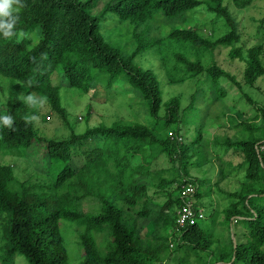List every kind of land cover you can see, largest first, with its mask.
I'll return each instance as SVG.
<instances>
[{
  "label": "trees",
  "instance_id": "obj_1",
  "mask_svg": "<svg viewBox=\"0 0 264 264\" xmlns=\"http://www.w3.org/2000/svg\"><path fill=\"white\" fill-rule=\"evenodd\" d=\"M256 1L110 0L97 16L93 10L98 0H22L25 7L15 30H23L26 38L5 39L0 34V76L5 80L0 84V116L14 119L12 129L0 124V151H29L32 156L36 146H43V154L35 165L37 175L23 182L16 179L13 166L0 164V213L7 214L0 234V264H15L18 255L29 264H70L62 221L84 228L79 233L82 256L78 264H166L171 256L170 242H174L175 251L183 252L178 264H264V102L244 95L256 106L255 117L230 122L231 129L259 131V137L214 138L217 148L240 154L238 168L245 173L240 188L227 194L232 203L224 210L227 221L242 227L239 238L234 232L236 242L232 239L229 246L217 250L200 223L205 214L202 219L197 217L194 225L181 228L177 224L183 188L192 184L193 200L200 196L199 180L189 168L195 166L189 162L194 155L188 154L192 148L202 147L201 136L186 145L180 127L186 112L194 109L196 96L190 97L188 106L182 103L183 94L164 102L159 75L136 64L137 58L151 55L164 60V51L176 44L186 53L174 54L177 65L167 70L171 83L203 78L212 84L227 80L237 88L258 90L257 83L264 78L263 45L243 53V45L237 46L242 36L234 13ZM202 6L213 15L214 24L223 22L225 35L213 39L202 35L197 25L182 27L188 13ZM108 15L132 27L135 48L131 55H124L101 33L99 17ZM156 18L160 34L155 31ZM258 30L264 36V16L258 21ZM224 50L231 62L239 59L243 63L241 74L227 70V60L222 64L217 61ZM206 54L211 57L207 64L202 61ZM191 55L196 60L192 61ZM59 69L69 88L93 96L99 89L111 91L123 78L141 94L146 105L144 120L116 122L77 134L62 105L60 89L53 83ZM29 94L37 101L44 97L46 102L29 106L25 100ZM225 94L222 91L220 96ZM44 106L50 110L45 121L57 115L71 131L68 137H41L37 120L25 123V116L39 117ZM224 128L220 127L221 132ZM78 160L81 166L74 164ZM219 174L208 192L219 188L227 177L224 170ZM86 199L99 204L98 212L83 211ZM199 209L203 208L195 204V210ZM140 219L149 221L147 226L140 224ZM99 233L109 236L107 253L98 247L95 236ZM192 257L195 263L190 262Z\"/></svg>",
  "mask_w": 264,
  "mask_h": 264
},
{
  "label": "rangeland",
  "instance_id": "obj_2",
  "mask_svg": "<svg viewBox=\"0 0 264 264\" xmlns=\"http://www.w3.org/2000/svg\"><path fill=\"white\" fill-rule=\"evenodd\" d=\"M109 1L98 0V5L93 10V14L101 16L103 7ZM234 13L237 14L239 33L242 36L241 43H238L237 46L243 45V53H246L249 48L262 44L263 51L261 57L264 61V36L259 34L258 30V21L264 16V0H258L250 7L241 11L236 9ZM102 17H99L101 33L107 41L120 49L124 55H131L135 48V43L132 37V27L129 23H119V19L115 15ZM213 19V15L209 14L205 7L202 6L194 12L188 13L187 20L185 22L181 21V23L184 28L197 25L202 30L200 32L202 35L217 39L225 35L227 29L224 28L222 21L214 24ZM155 21L157 22L154 23L156 34H160L159 18H156ZM179 52L186 53L185 48L174 44L170 49L164 51V60L159 55H151L137 58L136 64L146 69H153L159 75L163 81L164 102L168 101L172 95L183 94L185 98L182 100V103L184 106H188L191 102L190 97L196 96L194 109L186 112L185 122L180 127L186 145H190L197 137L201 136L202 147L197 146L196 148H192L188 154V156L194 155L189 162L191 164L195 163V166L191 165L189 167L190 172L199 180L200 196L194 202L204 209L205 219L200 223L214 240V249L220 250L230 245V241L235 237L233 235L234 232L238 238V234L241 232L239 231L242 228L241 226L237 228L236 224L225 219L226 214L224 210L232 203L227 194L240 188V183L244 179L245 173L243 169L241 171L238 168L242 162L240 154H236L234 149L227 151L222 146L217 148L216 143H213L214 138L227 136L232 141H235L248 140L260 136L259 131L253 134L236 127L231 129L230 122L234 118L237 123L250 121L255 117L256 106L247 102L244 95L252 97V100L258 103L264 102V78L258 81V90L247 86H244L242 89L237 88L230 85L227 80L222 81L221 84H212L209 81L205 82L202 80L203 78L197 82L187 80L183 83L173 84L168 79L167 70L173 68L176 64L174 54ZM190 58L192 61L196 60L194 55H191ZM210 60L211 57L208 54L202 57V61L205 64L211 62ZM225 60H227L225 68L227 70L231 69L232 74L239 75L243 72V63L239 59L231 62L227 50H224L217 56L219 63L222 64ZM62 72V69L56 71L53 76V83L60 89L62 105L67 109L69 123L77 134H81L87 129L97 126L110 127L116 122H141L144 120L146 105L141 98V94L131 88L123 78H120L111 91L106 92L105 89H99L93 96L69 88ZM3 79L0 76V84L5 82ZM222 91L226 92L225 97L220 96ZM49 113L50 110L47 106L42 107L40 110V116L36 121L39 136L56 137L58 139L68 137L71 131L57 115L52 114L51 120L48 121L46 119L48 122L45 121V116L47 114L50 115ZM148 121L150 122L151 118H148ZM260 121L255 122L257 126L261 125ZM222 126L225 128L221 132L220 127ZM172 128L175 129V127ZM35 153L29 156V151H0V164L13 166L16 179L23 182L37 175L35 165L39 163L43 154V146H36ZM27 154L28 156H26ZM220 156L221 158H218ZM198 162L200 166L197 165ZM74 164L81 166L82 161L78 160ZM232 165L235 166L234 170L231 168ZM220 170H224V176L227 177L221 182L219 188H214L213 192L210 193L208 192L210 184H214L220 179ZM52 174L55 175V172ZM82 209L88 213H96L100 209V206L97 202L86 199L83 202ZM6 217L7 214L0 213V234L4 233ZM139 222L147 226L149 221L140 219ZM61 223V231L63 236H65L70 254V264H78L82 256L81 247L78 245L79 233L83 232L84 228L68 221H62ZM95 239L99 249L103 253H107L110 248L109 236L105 233H99L96 234ZM174 245V242H170L169 252L171 256L166 264H178V257L183 255L182 250L175 251ZM207 261L211 262V258ZM190 262L195 263L196 258L192 257ZM15 264L29 263L24 256L18 255L16 256Z\"/></svg>",
  "mask_w": 264,
  "mask_h": 264
},
{
  "label": "clouds",
  "instance_id": "obj_3",
  "mask_svg": "<svg viewBox=\"0 0 264 264\" xmlns=\"http://www.w3.org/2000/svg\"><path fill=\"white\" fill-rule=\"evenodd\" d=\"M24 7L25 5L22 3V0H0V34H2L5 39H11L14 36L17 37V39L26 38L27 34L23 30L19 32L15 30L19 21V13ZM25 100L28 105L32 107L37 106V104L42 106L43 103L46 102V98L44 97H41L39 101H37L34 94H29L25 97ZM37 119L38 117L35 115L24 117L26 124L32 123ZM0 124L12 129L14 119L11 115L7 114L0 116Z\"/></svg>",
  "mask_w": 264,
  "mask_h": 264
},
{
  "label": "built area",
  "instance_id": "obj_4",
  "mask_svg": "<svg viewBox=\"0 0 264 264\" xmlns=\"http://www.w3.org/2000/svg\"><path fill=\"white\" fill-rule=\"evenodd\" d=\"M195 186L189 184L183 188L180 197L183 200L182 207L177 212V224L184 228L187 225H194L197 222V217L204 218L203 209L195 210V203L193 197L195 195Z\"/></svg>",
  "mask_w": 264,
  "mask_h": 264
},
{
  "label": "water",
  "instance_id": "obj_5",
  "mask_svg": "<svg viewBox=\"0 0 264 264\" xmlns=\"http://www.w3.org/2000/svg\"><path fill=\"white\" fill-rule=\"evenodd\" d=\"M233 239H234V242H236V239L233 237ZM236 246V245H235Z\"/></svg>",
  "mask_w": 264,
  "mask_h": 264
}]
</instances>
